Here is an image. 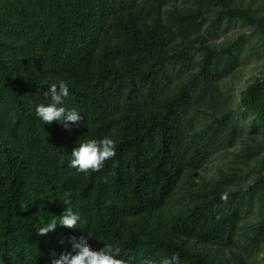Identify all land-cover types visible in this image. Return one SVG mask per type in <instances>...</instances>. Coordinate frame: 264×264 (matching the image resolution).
Wrapping results in <instances>:
<instances>
[{"label": "trees", "instance_id": "16d2710c", "mask_svg": "<svg viewBox=\"0 0 264 264\" xmlns=\"http://www.w3.org/2000/svg\"><path fill=\"white\" fill-rule=\"evenodd\" d=\"M232 2L0 0V264H49L81 235L95 249L104 243L96 236L117 244L126 264L172 253L180 264H212L177 240L234 246L242 204L221 188L172 216L164 234L148 228L210 154L190 115L237 63L210 45L224 17L210 22L213 7L246 16ZM60 79L69 84L63 106L82 117L69 128L35 115ZM262 88L264 69L240 96L264 116ZM104 136L114 138L116 155L99 171L68 166L79 137ZM256 182L264 200V154ZM65 192L78 228L38 237L36 226L63 212Z\"/></svg>", "mask_w": 264, "mask_h": 264}, {"label": "rangeland", "instance_id": "374dc122", "mask_svg": "<svg viewBox=\"0 0 264 264\" xmlns=\"http://www.w3.org/2000/svg\"><path fill=\"white\" fill-rule=\"evenodd\" d=\"M232 1L246 16L239 19L213 7L210 22H217L219 13L224 17L220 29L210 37V45L228 50V57L237 63L211 89L212 96L195 105L190 115L193 134L210 147V154L201 167L183 176L168 202L148 219V228L164 234L171 227L172 216L221 188L226 199L242 204L234 246L177 241L212 264H264V200L256 182L264 154V116L251 111L240 96L264 69V0ZM258 97L264 104V88Z\"/></svg>", "mask_w": 264, "mask_h": 264}, {"label": "clouds", "instance_id": "9594fccd", "mask_svg": "<svg viewBox=\"0 0 264 264\" xmlns=\"http://www.w3.org/2000/svg\"><path fill=\"white\" fill-rule=\"evenodd\" d=\"M51 96L50 102L39 103L35 107V115L44 124L51 125L53 121L62 124L65 128L77 125L82 117L76 108H66L63 106L64 98L69 95V84L63 79L57 80L48 85L45 96ZM116 155V142L111 136H104L100 139H81L80 137L70 152L68 166L78 172L87 173L99 171L105 161ZM64 199L60 201L64 210L59 215H54L46 222L36 226V235L41 237L49 231L55 230L57 226L65 228H78L81 222L80 214L71 207H65L71 203V196L68 192L63 194ZM80 228V227H79ZM103 246L99 249L91 247L87 243V238L71 237V251H63L57 256L52 253L49 264H126V259L121 256L122 249L115 243L106 242L102 238ZM60 243H64L61 239ZM131 264V258H128ZM137 264H180V254L172 253L170 256H161L159 259L142 257Z\"/></svg>", "mask_w": 264, "mask_h": 264}]
</instances>
